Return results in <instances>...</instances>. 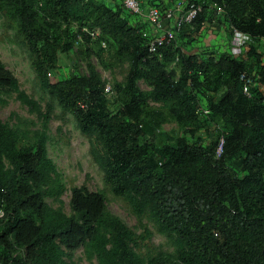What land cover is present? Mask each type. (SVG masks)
<instances>
[{
  "label": "trees",
  "instance_id": "1",
  "mask_svg": "<svg viewBox=\"0 0 264 264\" xmlns=\"http://www.w3.org/2000/svg\"><path fill=\"white\" fill-rule=\"evenodd\" d=\"M170 1L173 8L184 0ZM202 1H185L201 10L178 38L190 26L202 29L207 8L221 11L219 21L231 36L237 29L254 38L245 60L213 51L200 59L183 53L178 38L152 53L141 23L131 25L122 10L98 0H0V12L17 22L35 58L43 91L75 117L84 135L96 137L107 185L137 215L148 213L175 246L173 254L144 259L135 247L151 233L137 236L110 214L101 192L74 187L73 216L45 201L65 189L48 155L53 106L44 111L0 57V93H16L43 120L42 130L30 133L0 119V263L75 264L72 253L83 246L98 264H264V90L257 89L264 87L257 53L264 39V0H213L212 6ZM103 41H114L120 59L129 63L113 99L91 60L100 57L94 45ZM80 57L88 73L56 79L69 61L79 70ZM243 76L251 79V97ZM141 79L151 90L140 88ZM150 102L161 106L153 109ZM166 110L191 137L209 123L213 138L172 141L162 132Z\"/></svg>",
  "mask_w": 264,
  "mask_h": 264
},
{
  "label": "rangeland",
  "instance_id": "2",
  "mask_svg": "<svg viewBox=\"0 0 264 264\" xmlns=\"http://www.w3.org/2000/svg\"><path fill=\"white\" fill-rule=\"evenodd\" d=\"M140 1L144 6V12H147L152 6H156L165 15L172 8L170 0ZM98 2L122 10L123 15L131 25L141 23L145 28L147 42L155 36L153 25L147 22L144 17L134 15L125 9L122 0H98ZM202 3L203 5L212 6L213 0H203ZM221 14V11H219V14H215L212 9L207 8L206 24L203 25L200 31H194V27L190 26L188 33L185 35L181 33L178 44L182 47V52L197 55L200 59H206L208 52L211 51L230 53L231 34L226 29V24H223L222 20L219 21V19H222ZM168 26L169 22L166 24V27ZM73 28L77 29V24H74ZM94 47L100 57L93 55L91 60L100 72L105 84L110 85L115 91L116 85L125 81L129 63L123 58L120 59L118 46L114 41H103L101 46L95 43ZM83 48V43L79 40L76 43V49L80 51ZM248 50L249 48L244 55L238 57V60H245ZM257 53L262 56L264 62V39L257 42ZM0 57L9 70L18 78L21 88L36 99L44 111L47 110L49 104L53 106L51 121L48 124V134L50 136L48 155L60 172L65 189L61 194L54 192V195L46 196L45 201L52 208L61 209L68 216H73L71 198L74 187H85L90 192H101L105 195L107 210L110 214L120 218L137 236H145L147 232L151 233L150 238L140 241L139 247H135V250L144 259L157 256L160 253L173 254L175 252L173 240L159 231L158 224L150 215L148 213L137 215L129 202L125 198L115 195L111 187L107 185L103 165L104 153L96 137L84 135L75 117L63 111L58 103L43 91L34 68L35 58L29 51L23 36L19 33L17 22L8 20L1 12ZM252 61H255V58H252ZM79 64L80 68L77 71L72 68L70 61L59 67L56 79L63 80L88 73L85 58L80 57ZM175 65V63L172 65L173 69L176 67ZM139 86L143 91L151 90V86L144 79L139 81ZM257 89L259 91L264 90V87L258 84ZM114 96L115 93L110 96L111 99ZM0 99L4 100V104H0V119L4 123L30 133L42 130L43 120L24 106L17 99L16 93L3 89L0 93ZM150 103L153 109L161 106L157 103ZM201 110L203 112L208 110L206 98L202 96ZM166 112L167 110L164 111V116L167 119L162 125V132L166 133L172 141L185 138L190 143H196L197 138H201L206 142L213 138L209 135V132L213 130L209 123L196 137H191L183 131L176 121L167 117ZM223 127L221 126L222 131L226 134L227 131ZM231 162L232 159H229L227 161L228 165H231ZM72 261L75 264H98L97 258L89 257L83 246L73 251Z\"/></svg>",
  "mask_w": 264,
  "mask_h": 264
},
{
  "label": "built area",
  "instance_id": "3",
  "mask_svg": "<svg viewBox=\"0 0 264 264\" xmlns=\"http://www.w3.org/2000/svg\"><path fill=\"white\" fill-rule=\"evenodd\" d=\"M125 9L134 15L144 17L147 22L153 25L155 36L149 42L150 52L156 53L166 41H176L179 33L184 25L191 24L198 12L201 10L200 6L195 4L185 3L184 1L177 2L173 8L169 9L165 15L157 7H151L147 12H144V6L140 0H122ZM165 21L169 22V26L164 25ZM254 41V38L239 30H234L231 36V51L233 56L240 57L246 53L249 45ZM245 81V93L251 97V79L242 77ZM105 93L110 96L113 95L114 89L110 85H106ZM116 97V94L113 98ZM204 112H208L207 110ZM3 214L0 212V216ZM2 264V263H0Z\"/></svg>",
  "mask_w": 264,
  "mask_h": 264
}]
</instances>
